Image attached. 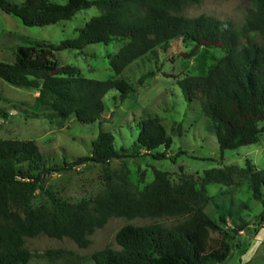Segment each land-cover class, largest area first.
Masks as SVG:
<instances>
[{
	"label": "trees",
	"instance_id": "trees-1",
	"mask_svg": "<svg viewBox=\"0 0 264 264\" xmlns=\"http://www.w3.org/2000/svg\"><path fill=\"white\" fill-rule=\"evenodd\" d=\"M200 0H25L20 7L0 0V9L26 27H46L72 20L82 10L96 8L79 37L56 46L43 42L19 46L13 64L0 62V79L11 86L35 90L36 105L73 117L82 124L100 122L104 98L112 90L125 101L136 89L120 78L124 70L157 47L175 39L195 44L185 57L200 49L222 50L224 56L201 76L179 81L183 96L199 100L204 115L213 123L221 153L254 145L264 135V0H250L242 24L201 15L188 18L186 9ZM128 42L111 57L117 78L97 81L85 78L71 65H61L56 54L83 52L93 44ZM144 80L140 81L143 84ZM5 117L7 114L1 112ZM137 144L146 155L167 159L172 138L157 116L138 123ZM111 133L101 131L89 157L63 166L48 165L34 141L0 140V264H221L232 254L241 230L229 229L232 214L225 203L205 211L206 186L233 185L235 174L251 181L255 200L263 201L264 171L250 161L244 169L206 172L201 190L186 182L173 185L168 173L156 171L154 181L137 198L129 191L110 190L79 203L62 201L45 189L54 173L72 170L87 162L109 164L121 158ZM39 192L50 206H35ZM264 202V201H263ZM217 211V212H216ZM219 213L218 218H215ZM112 218L174 219L171 225L126 226L115 236L119 249L107 247L84 259L77 254L50 249L33 252L27 239L46 236L72 240L80 249L91 245L90 237Z\"/></svg>",
	"mask_w": 264,
	"mask_h": 264
},
{
	"label": "rangeland",
	"instance_id": "rangeland-1",
	"mask_svg": "<svg viewBox=\"0 0 264 264\" xmlns=\"http://www.w3.org/2000/svg\"><path fill=\"white\" fill-rule=\"evenodd\" d=\"M7 1L20 7L25 2ZM52 2L64 5L67 0ZM250 7V0H200L186 9L184 15L188 18L206 15L240 25ZM99 15L98 9L91 8L82 10L70 21L26 27L0 9V62L13 64L19 46L43 42L58 46L66 40L77 39L87 22ZM127 43L93 44L83 52L67 50L57 53L56 57L61 65L77 67L87 79L108 81L117 78L111 57ZM194 47L192 42L175 39L132 63L120 78L132 84L136 93L122 102L117 90L110 91L104 98L101 123L92 125L82 124L73 117L63 119L51 110L39 108L35 90L17 88L0 79V110L7 114V117L0 114V140L34 141L49 166H63L65 162L91 156L92 143L100 132L111 133L121 158L106 165L87 162L47 179L45 189L70 203L92 199L113 189L129 191L140 198L154 181L156 171L168 173L173 185L193 182L196 190H201L206 172L213 169H244L250 161L257 170L264 171V135L254 145L221 153L213 123L204 115L200 101L185 100L179 81L188 75L206 74L224 56L222 50L200 49L193 57H185ZM142 79L144 83L140 84ZM149 116L159 117L172 138L168 151L158 150L165 152L167 159H154L137 144L138 123ZM206 190L210 201L204 204L205 211L212 212L216 204L225 203L232 211L228 228L241 230L233 242L231 256L221 264H264V196L263 201L255 200L251 181L237 174L233 185L210 184ZM33 203L35 206L51 204L43 192L36 195ZM218 216L216 213L215 218ZM173 223L176 220L168 218H112L90 237L91 245L87 249H80L68 238L55 240L46 236L27 239L26 247L33 252L63 249L88 259L107 247L119 249L115 236L123 227Z\"/></svg>",
	"mask_w": 264,
	"mask_h": 264
}]
</instances>
